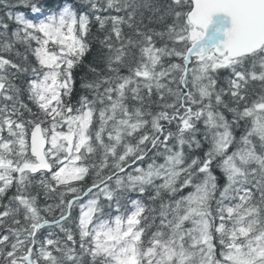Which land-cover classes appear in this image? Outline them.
I'll return each instance as SVG.
<instances>
[{"label":"snow or ice","instance_id":"snow-or-ice-1","mask_svg":"<svg viewBox=\"0 0 264 264\" xmlns=\"http://www.w3.org/2000/svg\"><path fill=\"white\" fill-rule=\"evenodd\" d=\"M0 264H264V0H0Z\"/></svg>","mask_w":264,"mask_h":264}]
</instances>
